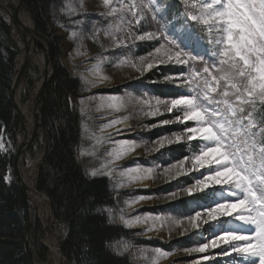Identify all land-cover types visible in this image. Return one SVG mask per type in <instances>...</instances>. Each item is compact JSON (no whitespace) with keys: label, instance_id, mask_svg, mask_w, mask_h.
Wrapping results in <instances>:
<instances>
[{"label":"snow or ice","instance_id":"obj_1","mask_svg":"<svg viewBox=\"0 0 264 264\" xmlns=\"http://www.w3.org/2000/svg\"><path fill=\"white\" fill-rule=\"evenodd\" d=\"M103 4L107 9L104 15L112 18L104 29L112 47L123 49L137 41L155 42L146 54L136 58L124 55L116 66L130 67L141 76L158 68L162 80L173 84L176 90L163 98L155 92L150 96L93 95L80 100L81 113L91 102L96 103L97 110L106 109L109 113L124 110L129 103L139 105L140 114L152 118L163 115L164 110L168 113L175 110L177 115L173 119L158 121L148 127L191 121L192 125L182 131L187 133L189 140L202 143L198 152L164 167L163 174L168 179H177L206 169L193 181L182 182L187 186H175L177 190L169 191L165 197L175 198L180 192L188 196L204 194L194 201L172 206L171 211H176L177 217L182 219L153 214L126 217L125 209L121 208L118 209L119 221L127 227L148 224V231L159 230L166 224L171 231L185 223L188 227L184 231L188 228L198 230L202 224H207L209 227L205 232L209 239L185 249L187 252L207 253L209 249L221 248L223 256L237 254L238 264H264V111L259 117L256 115L258 109L264 110V0H182V33L177 32L175 26L155 32L134 30L149 14L152 20L157 19L159 6L153 0H103ZM75 13L76 9L72 8L70 14ZM166 15H160V20ZM71 35L78 45L83 44L76 31ZM92 36L96 39L98 31ZM208 45L211 46L210 54ZM109 59L108 56H97L90 69L95 82L82 76L83 82L95 87L97 83L107 81L109 77L103 74V65ZM198 62L199 68L196 67ZM169 65L174 67H167ZM135 87L140 89L143 83ZM185 88L186 91L180 90ZM128 119L125 116L111 120L101 131L126 123ZM157 136L156 143L160 147L183 140L177 131L158 133ZM102 139L111 141V137ZM113 143L114 147L108 153L110 159L91 172L93 177L111 178L113 172H118V187L152 177L154 168L141 167L139 163L124 169L115 168L116 161L139 145L135 139ZM3 148L0 137V149ZM189 160L191 168H186ZM217 187L227 198L209 199ZM151 198L139 195L125 200L124 204L131 207ZM107 211L111 218L113 209ZM229 219L233 223L239 222L238 225L224 228ZM217 225L221 230H216ZM199 235L203 238L204 233ZM171 254L156 248L150 254V264H158ZM212 259L213 255H204L190 264H202Z\"/></svg>","mask_w":264,"mask_h":264},{"label":"trees","instance_id":"obj_2","mask_svg":"<svg viewBox=\"0 0 264 264\" xmlns=\"http://www.w3.org/2000/svg\"><path fill=\"white\" fill-rule=\"evenodd\" d=\"M62 1L22 0L35 30L49 41L51 54L50 77L41 96V122L45 140L42 142L41 134L38 135L26 154L25 163L36 161L45 150L43 160L38 165L34 187L37 192L49 198L52 216L58 225L63 226L58 250L64 264H134L128 257L112 250L114 243L121 240L132 241V237L130 230L111 223L105 213L106 208L114 206L108 179L87 176L77 160L79 117L72 100L79 91V81L72 78L60 64L62 41L49 25L50 13ZM153 2L159 6L157 19L152 20L149 14L146 21L137 26L138 31L155 32L160 28L166 30L167 24L176 19L178 22L181 20L182 0ZM0 3L8 1L0 0ZM162 6L165 7L164 11L160 10ZM165 13V19L160 20V15ZM12 33L9 19L0 12V137L6 148L5 151L0 149V264H30L25 243L26 205L13 174V158L21 123L11 93L17 71L16 60L20 55ZM138 46V56L151 49V45L144 41L139 42ZM38 48L43 51L41 47ZM196 66L199 68L200 63ZM158 71L157 74H146L138 80L139 85L143 83L147 92L158 93L162 98L172 95L176 90L174 85L162 80L161 70ZM38 78V68L30 65L23 75V103L29 101ZM262 111L264 110L258 109L257 117ZM199 148L200 143L193 142L191 154L198 152ZM178 153L184 155L182 151L174 150L171 151V156ZM173 186L171 183L167 187ZM29 209L33 216L29 242L37 264H42L47 259L48 250L41 243L43 229L36 217V210L31 204ZM174 212L176 211H171V214ZM142 240L137 241L141 246L166 248L157 241Z\"/></svg>","mask_w":264,"mask_h":264},{"label":"rangeland","instance_id":"obj_3","mask_svg":"<svg viewBox=\"0 0 264 264\" xmlns=\"http://www.w3.org/2000/svg\"><path fill=\"white\" fill-rule=\"evenodd\" d=\"M1 4V3H0ZM3 5V4H2ZM5 8L10 10L12 16L15 15L14 8L10 0L5 3ZM9 5V7H8ZM72 8L76 9L75 14H70ZM165 7H160L161 11H164ZM107 11L103 4V0H63L59 5L53 8L49 15V25L51 30L61 39L62 41V56L60 64L68 71L72 78L79 81V91L77 96L73 98L72 105L79 117V143L77 146V160L81 166L83 172L89 176L93 170L100 169L109 159L108 153L114 147V141L123 139H135L136 143L139 145L135 151L131 152L123 159L115 162L113 165L117 169H124L129 166H133L135 163H139L141 167H153L154 172L152 177L145 179L141 182H133L124 187H118V172H113L111 178L107 176L97 175L95 177L107 178L112 191L114 206L112 217H109L108 209H105V213L111 223L122 226L131 231V240H121L112 245V250L118 255L128 257L134 264H150V254L156 249L155 247L141 246L138 244V240L142 239L157 241L164 244L166 248H159L162 251H170L172 254L159 260L158 264H190L191 261L196 260L204 255H213L214 259L210 261H204L202 264H238L239 257L237 254L233 253V260L226 256L221 255V248L209 249L207 253H189L185 249L196 247L203 241L209 239V235L205 232V229L209 227L207 224H202L201 227L196 229L188 228L184 231V228L188 227L185 223L182 227H174L169 231V226L166 224L159 230L148 231V224H136L131 227L125 226L119 221V211L118 209H125L126 217H134L139 214H153V215H165L177 217V212L171 214V207L173 205H180L184 201H194L197 197L204 196L203 193H197L193 196H188L184 192L175 198H165L169 191H176L175 186H187L182 185L183 181H193L194 177L200 176V174L206 169H201L199 172H191L189 175H182L177 179H168L163 174V168L168 166L170 163L176 162L177 159L182 158L181 156H191L192 143L198 141L201 146V141L199 140H189L186 132L182 130L192 125L189 121L187 124L173 122L168 125H161L157 127H148L149 125L155 124L158 121L173 119L177 112L174 110L172 113H168L164 110V114L157 116L155 118L147 117L139 112V105H134L129 103L127 108L121 111L109 113L108 110H97L96 103L91 102L87 105L84 113L80 111V100L89 96H99L103 95H120V96H139L143 94L144 96H150L151 94L147 92L144 86L137 89L135 86L139 85L138 80L144 77L146 74L159 73L158 68H154L151 72H146L144 75H140L135 72L134 69L124 66L117 67L116 64L118 60L123 58L124 55L132 56L133 58L138 57L137 51L139 50V42L137 41L134 45H129L128 48H114L112 47V41L105 35L104 29L112 22L111 17H107L104 13ZM9 20L7 14L0 10ZM181 20L178 19L170 22L166 26V30L175 26V30L179 33L184 31L183 25V14L180 15ZM11 21V20H10ZM146 21V20H145ZM141 21V23L145 22ZM138 26V25H137ZM135 27L134 30L138 31ZM13 38L16 44L20 48L21 35L20 33L12 27ZM76 31L81 39L83 40L82 45H78V42L73 39L71 32ZM98 31V36L93 39V32ZM140 32V31H138ZM148 44L152 45L154 41H147ZM103 45V48L101 47ZM79 47V51L77 50ZM209 51L211 46H207ZM107 49V51H105ZM210 53V52H209ZM38 61L40 64H35L30 62L28 65L36 66L39 69V78L35 84L41 80V76L44 70V50H40L37 47ZM99 55L108 56L109 61L105 62L103 65V74L109 77V79L103 83H97L95 87H89L83 82L82 76L85 79L92 80L95 82V77L91 74L90 69L95 65V58ZM20 57V56H19ZM18 57V59H19ZM17 59V60H18ZM18 63V62H17ZM199 63V62H198ZM197 63V64H198ZM41 66L43 70H41ZM17 67L20 66L17 64ZM197 67V66H196ZM17 68V70H18ZM18 89L20 90V100L22 98L24 89V80H20ZM132 86V87H130ZM119 90V91H117ZM187 89H182L186 91ZM34 89L31 90L29 101L23 103L24 105L32 103L35 107V95L33 96ZM31 101V102H30ZM128 116L129 119L126 123L117 125L116 127H111L103 132L101 128L103 125L111 120ZM120 132L117 135V132ZM172 131L180 132L183 136V140L180 143L167 144L164 147H160L156 143L159 138L157 134H170ZM21 132V131H20ZM41 141L43 142L42 133ZM103 137H111V141L102 139ZM21 138V133H19L18 141ZM5 151L4 148L1 149ZM179 150L184 153H178V155L171 156V151ZM25 161V158H24ZM29 161V160H28ZM24 163V162H23ZM34 162L24 163L22 167L23 177L26 179L29 185L34 180L36 167ZM186 168H191V160L185 165ZM174 184L172 188L167 186ZM170 189V190H169ZM144 195L151 196V199H145L135 203L131 207H126L124 204L125 200H129L132 197ZM42 197L43 203L40 204L36 200L35 196L30 194L29 203L35 208L37 216L39 215L41 223L43 226L42 238H48L52 242H55L56 247L58 243L59 230H55L50 227V217H49V206L48 200L45 196L38 195ZM227 198L226 194L222 192L218 187L215 192L209 197L210 200H220ZM193 199V200H192ZM46 203H45V202ZM169 209L167 212H158L157 210ZM43 215H46L43 218ZM182 219L183 217H177ZM223 219V218H222ZM239 222L233 223L230 219L223 225L224 228L236 227ZM216 230H221L220 226H216ZM199 233H204L203 238ZM44 238V239H45ZM186 241V242H184ZM184 242V243H183ZM213 250H217L211 253ZM58 251V250H57ZM60 260L62 261V256L58 251ZM149 259H145V257ZM50 252L48 250L47 259L44 264H50ZM63 264V261L60 263Z\"/></svg>","mask_w":264,"mask_h":264},{"label":"bare ground","instance_id":"obj_4","mask_svg":"<svg viewBox=\"0 0 264 264\" xmlns=\"http://www.w3.org/2000/svg\"><path fill=\"white\" fill-rule=\"evenodd\" d=\"M12 5L17 8L16 12V18L18 19L20 23V34H21V41H20V49H21V55L18 59V65L21 66L24 62V60L27 58L29 61L40 64L38 61V55L36 51L34 52V49L36 50L38 44H43L38 39L34 38L33 35V24L32 21L28 15V13L23 8H18V1L17 0H10ZM41 70H43V67L41 66ZM42 79L38 82V84L35 86V89L33 91V96L38 92L42 85ZM15 100L18 104V108L23 116L24 120V130L21 132V139L22 141L29 140L32 131L34 129L35 120H38L39 111L32 105V103H28L26 105L22 104L20 102V90L17 88L15 91ZM31 102V101H30ZM19 170L21 172V163L22 161H19ZM33 196H35L38 203L42 204L43 199L42 197L38 196L35 192L32 193ZM45 202V201H44ZM46 203V202H45ZM46 215H43V218H45ZM44 245L48 248L50 252V264H60V256L57 251V247L55 242H52L50 239L45 238L44 239ZM217 250H213L211 253L216 252ZM228 257V256H226ZM231 260H233V256L229 257ZM218 262V260H217Z\"/></svg>","mask_w":264,"mask_h":264},{"label":"water","instance_id":"obj_5","mask_svg":"<svg viewBox=\"0 0 264 264\" xmlns=\"http://www.w3.org/2000/svg\"><path fill=\"white\" fill-rule=\"evenodd\" d=\"M18 8H25L22 0H18ZM0 9L11 17L12 24L15 27H18L20 25L18 19L16 18V15L13 17L12 14L3 5H0ZM15 12H17V8H16ZM33 35H34V38H37V39L45 42L46 47H47L46 48L47 51L45 54L44 70H43V74H42L43 82H42L40 89L37 92V95H36V109H39V112H40L41 106H42V100H41L42 91L48 82L49 68L51 65V54H50L49 41L45 37H43L41 34L36 32L35 30H33ZM29 63H30L29 59L26 58L22 64V66L20 67V69L17 73V76L15 77V81H14L12 92H11L14 107L20 116L22 130H24V120H23V116H22V114H21V112L17 106L16 100H15V91H16V88L18 86V82L23 77V73H24V71L27 68ZM39 129H41L42 132L44 133L43 124L36 119L34 129L32 131L30 139L27 141L21 142V144L17 147V151H16L15 157L13 159V172H14L16 181L19 184V187L21 189V192H22V195H23V198L25 201V205H26L27 224H26V230H25V243H26V247H27V251H28L30 264H35L34 252L30 246V243H29V233H30V230L32 227V216L30 214L29 207H28V193L31 191V189L27 186V184L23 180L18 166H19V161L25 156V153L27 152V150L30 148L32 143L35 141Z\"/></svg>","mask_w":264,"mask_h":264}]
</instances>
